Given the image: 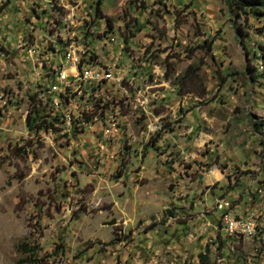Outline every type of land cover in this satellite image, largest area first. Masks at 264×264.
Returning a JSON list of instances; mask_svg holds the SVG:
<instances>
[{
  "label": "rangeland",
  "instance_id": "rangeland-1",
  "mask_svg": "<svg viewBox=\"0 0 264 264\" xmlns=\"http://www.w3.org/2000/svg\"><path fill=\"white\" fill-rule=\"evenodd\" d=\"M261 46L225 0H0V264H264ZM69 49L110 78L55 109Z\"/></svg>",
  "mask_w": 264,
  "mask_h": 264
},
{
  "label": "built area",
  "instance_id": "built-area-1",
  "mask_svg": "<svg viewBox=\"0 0 264 264\" xmlns=\"http://www.w3.org/2000/svg\"><path fill=\"white\" fill-rule=\"evenodd\" d=\"M25 2H29L31 7H35L39 0H24ZM88 61V60H87ZM64 67L68 70V73L65 71ZM110 78V72L108 69L98 68L95 69L93 66H90L88 62H83L78 52L74 49H69L63 56L62 62L58 65H50L47 67V70H42L38 74V82L40 83L37 92L41 96H45L49 103L52 104V107L58 109L61 106L60 100L52 101L50 97L45 95L54 94L55 91L60 88V83L62 82H70L71 83L76 80L79 82V86L81 87H90L94 88L98 86L99 83L105 82ZM52 79L53 82L47 87L42 88L43 83L45 84L47 80ZM69 96V90H68ZM63 106H70L71 103L69 100L64 99ZM49 115V114H48ZM55 116V115H54ZM45 120V119H44ZM64 123H67L68 126L72 123L75 125L80 124L81 128L85 125L82 122H74V114L69 113L63 120ZM45 125V124H44ZM217 209L221 211L220 220L223 226V229L227 233L236 232V228H244V234L248 235V231H254V214L249 216V224H240L234 223V214L231 211V207L229 203L222 200L217 204Z\"/></svg>",
  "mask_w": 264,
  "mask_h": 264
},
{
  "label": "trees",
  "instance_id": "trees-1",
  "mask_svg": "<svg viewBox=\"0 0 264 264\" xmlns=\"http://www.w3.org/2000/svg\"><path fill=\"white\" fill-rule=\"evenodd\" d=\"M227 7L231 12L235 14V16L240 17L241 15H244L247 17V15L251 14L254 16H264V0H225ZM99 6L100 2H97V7L95 8L96 12L99 14ZM260 59L264 61V47H260ZM34 116H31L32 114L28 115L26 119V128L29 132H32L33 130H41L42 125L46 123L45 120H42V118L39 116L38 111L33 112ZM20 248L26 252L28 249L24 246H20ZM20 263H30V264H36L37 261H33L30 258L29 259H22Z\"/></svg>",
  "mask_w": 264,
  "mask_h": 264
},
{
  "label": "bare ground",
  "instance_id": "bare-ground-1",
  "mask_svg": "<svg viewBox=\"0 0 264 264\" xmlns=\"http://www.w3.org/2000/svg\"><path fill=\"white\" fill-rule=\"evenodd\" d=\"M74 50H76V49H74ZM60 88H61V83H60ZM56 91H55V95H56ZM49 104H51V103H49ZM234 223L249 224V220H248V222H244L243 220L240 221V219L235 220V216H234ZM236 230L242 231L241 233L244 234V228H236ZM252 232L253 231H248V235H249V233H252Z\"/></svg>",
  "mask_w": 264,
  "mask_h": 264
}]
</instances>
